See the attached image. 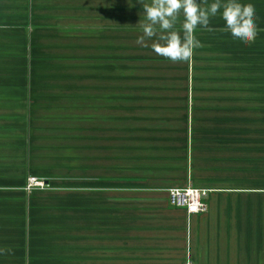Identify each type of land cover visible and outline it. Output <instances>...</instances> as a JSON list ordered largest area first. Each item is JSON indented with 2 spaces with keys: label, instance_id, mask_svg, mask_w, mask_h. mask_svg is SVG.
<instances>
[{
  "label": "rangeland",
  "instance_id": "374dc122",
  "mask_svg": "<svg viewBox=\"0 0 264 264\" xmlns=\"http://www.w3.org/2000/svg\"><path fill=\"white\" fill-rule=\"evenodd\" d=\"M137 19L128 0H0V81L31 82L35 96L29 121L0 122V247L27 249L0 264H208L193 257L195 221L180 223L164 186L143 180L175 183L196 142L255 129V41L210 26L192 59L173 63L136 43ZM86 69L105 83L87 116ZM107 84L120 88L114 119ZM240 226L264 246V218ZM96 229L104 259L83 261Z\"/></svg>",
  "mask_w": 264,
  "mask_h": 264
},
{
  "label": "crops",
  "instance_id": "0c3cea01",
  "mask_svg": "<svg viewBox=\"0 0 264 264\" xmlns=\"http://www.w3.org/2000/svg\"><path fill=\"white\" fill-rule=\"evenodd\" d=\"M241 2L250 3L256 9L258 28V35L255 39L257 85L255 108L250 110V120L255 122V129H240L233 132L234 134L224 132L221 136L215 135L206 141V150L204 146L196 142L195 148L192 149L190 167L187 166L183 169L175 183L162 177L143 180V183L150 186H152L151 184L164 186V191L174 186L186 185L189 180L194 187L211 190L205 199V202L208 203L207 211L191 217L196 224L194 238L192 235L193 257L196 261H208V264H264V246L258 243L261 233L255 231L248 238L247 228L242 229L240 226L243 224L244 218H264V0H241ZM132 9L135 16L140 19L142 5L137 3V0H131L130 4L128 0V10ZM138 22L139 20L135 23L138 24ZM210 26H224V22L217 16L212 19ZM98 33L100 34L99 31ZM95 46H97L96 43ZM85 75V80L80 83V94L81 107L84 108L83 111L81 109V113L87 116V107L93 105L94 99L96 105H99L98 101L103 95L105 83L98 80V72H96L95 80L92 81H89L88 69H86ZM90 75H92L91 72ZM109 85H106V89L111 90V98H104L102 101L104 105L108 103L113 105L112 118L114 119L119 117V111L114 109V106L119 107L118 92L120 88L117 85L118 91L114 92L116 85ZM33 86L31 82L0 81V122L6 120L11 122L29 121L32 108L28 109V107H33L34 103L31 100L28 102V100L29 96L32 98L34 95L30 91L33 90ZM107 94L109 95V93ZM233 137L238 139L232 141ZM214 138L215 140L212 141ZM232 159H235L232 163L235 167L226 163V161L231 162ZM81 169L85 176L84 179H88L87 170H90V167ZM94 169L98 170L99 167L95 166ZM117 169L119 168L117 167ZM230 198L234 202L240 201V203L226 209L227 200ZM249 202L254 204V207L249 206ZM174 211L176 212L175 216L181 217L180 223L185 224L187 217L185 211L182 209ZM228 217L235 218L231 221L224 220ZM98 233L99 231L96 229L95 233L91 234L95 237L94 240L80 246V257L83 258V261H103L104 249L99 244ZM23 247L19 249L0 247V261H7L8 257L12 261H24L27 258V249ZM109 254L111 261L119 259V255L117 252L114 254V250ZM210 261L213 262L210 263Z\"/></svg>",
  "mask_w": 264,
  "mask_h": 264
},
{
  "label": "clouds",
  "instance_id": "9594fccd",
  "mask_svg": "<svg viewBox=\"0 0 264 264\" xmlns=\"http://www.w3.org/2000/svg\"><path fill=\"white\" fill-rule=\"evenodd\" d=\"M137 3L142 5V11L136 43L149 47L151 41V51L173 63L192 59L194 51L202 47L198 30H211V21L217 16L236 43L247 46L258 35L256 9L241 0H137Z\"/></svg>",
  "mask_w": 264,
  "mask_h": 264
},
{
  "label": "built area",
  "instance_id": "2783aa9c",
  "mask_svg": "<svg viewBox=\"0 0 264 264\" xmlns=\"http://www.w3.org/2000/svg\"><path fill=\"white\" fill-rule=\"evenodd\" d=\"M34 182L38 183L36 180ZM165 191L168 193V204L184 210L188 219L207 211V204L204 200L211 193L210 189L187 186L168 188Z\"/></svg>",
  "mask_w": 264,
  "mask_h": 264
}]
</instances>
